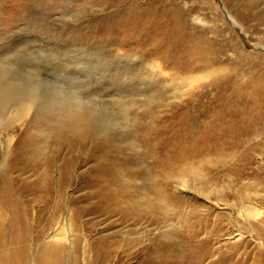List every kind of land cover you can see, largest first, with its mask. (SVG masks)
Segmentation results:
<instances>
[{"label":"bare ground","instance_id":"6f19581e","mask_svg":"<svg viewBox=\"0 0 264 264\" xmlns=\"http://www.w3.org/2000/svg\"><path fill=\"white\" fill-rule=\"evenodd\" d=\"M226 1L240 25L264 27V0ZM3 8L10 24L23 19L54 35L57 49L51 58L10 51L0 60V264H63L66 244L72 253L85 240L76 234L83 216L118 217L130 226L116 235L124 239L143 222L178 218L187 202L178 192L203 183L209 155L238 152L264 132V60L249 77L214 83L208 104L204 94L192 109L166 108L192 81L165 78L159 60L181 73L222 69L206 35L192 33L166 0H0ZM49 66L54 82L42 76ZM203 229H171L140 250L139 264H247L210 250ZM106 243L90 248L95 264L114 261Z\"/></svg>","mask_w":264,"mask_h":264},{"label":"rangeland","instance_id":"374dc122","mask_svg":"<svg viewBox=\"0 0 264 264\" xmlns=\"http://www.w3.org/2000/svg\"><path fill=\"white\" fill-rule=\"evenodd\" d=\"M166 3L188 16L192 33L198 37L206 35L208 46L216 50L218 58L222 60L219 65H215L222 68L221 72L188 74L181 73L178 68L170 69L163 60L158 59L160 66L157 69L166 74L165 78L174 75L171 78H177L178 83L182 80H188V83L192 81L182 98L166 99L170 106L166 108L175 110L179 106L189 105L192 109L190 104L193 101L199 102V96L204 94L206 96L203 103L208 104L215 97V86L212 87L214 83L223 84L235 74L249 77L256 70V66L252 65L264 60V27L260 31H252L247 26L240 25L242 22L237 19L234 8L226 0H166ZM12 13L5 8L0 11V60L10 54V51L19 52L20 58L24 59L51 58V50L57 49L54 35L26 28L23 19L13 20V24H10ZM172 66L175 67L174 64ZM53 70L49 66L42 71L45 80L56 81V72ZM154 71L157 72L156 69ZM200 75L208 77L200 79ZM203 103L200 104L202 108ZM172 106L178 107L171 108ZM166 111L168 112L165 109L164 114ZM15 132L19 134L20 130ZM248 141L236 153L223 149L224 153L220 151L209 155L210 162L216 164L211 163L209 169L203 170L206 175L203 183H196L191 191L178 192L187 201L178 209V218L171 217L168 221L162 216L157 223L143 222L138 233L124 239L116 235L128 231L130 226L121 225L118 217L110 220L95 215L83 216L78 221L80 231L76 229V234L80 237L81 233H85V240L72 253V249L66 244L63 264H95V256L90 248L100 240L107 242L105 250L112 248L114 261L108 264H139L144 253L140 250L153 247L155 240L161 239L171 229L175 230L177 236L187 234L194 228L206 229L201 238L208 235V232L212 234L208 236L211 239L209 247L213 252L220 249L226 257L234 254V261L239 259L247 264H264V132H258ZM254 206L258 214L248 215L247 210ZM33 256L32 251V258ZM119 256L128 257L118 263ZM214 258L217 259L218 256Z\"/></svg>","mask_w":264,"mask_h":264}]
</instances>
